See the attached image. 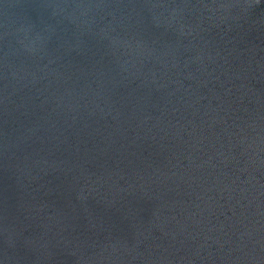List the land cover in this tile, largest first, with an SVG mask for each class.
<instances>
[{"label": "water", "instance_id": "obj_1", "mask_svg": "<svg viewBox=\"0 0 264 264\" xmlns=\"http://www.w3.org/2000/svg\"><path fill=\"white\" fill-rule=\"evenodd\" d=\"M0 264H264V0H0Z\"/></svg>", "mask_w": 264, "mask_h": 264}]
</instances>
